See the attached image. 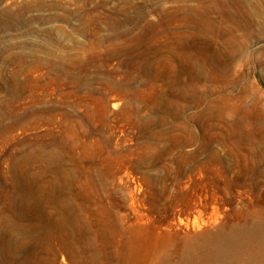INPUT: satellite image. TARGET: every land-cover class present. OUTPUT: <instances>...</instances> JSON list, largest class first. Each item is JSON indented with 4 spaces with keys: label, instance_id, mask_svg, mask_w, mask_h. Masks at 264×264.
I'll return each mask as SVG.
<instances>
[{
    "label": "rangeland",
    "instance_id": "obj_1",
    "mask_svg": "<svg viewBox=\"0 0 264 264\" xmlns=\"http://www.w3.org/2000/svg\"><path fill=\"white\" fill-rule=\"evenodd\" d=\"M238 4L248 39L211 0H0V264L264 253V0Z\"/></svg>",
    "mask_w": 264,
    "mask_h": 264
},
{
    "label": "bare ground",
    "instance_id": "obj_2",
    "mask_svg": "<svg viewBox=\"0 0 264 264\" xmlns=\"http://www.w3.org/2000/svg\"><path fill=\"white\" fill-rule=\"evenodd\" d=\"M238 1L226 0L220 3L217 0H211V3L218 5L217 24H225L230 32H241L248 39L252 35L253 25L248 22L244 24L246 20L244 14L240 12ZM232 8H236L237 12H232ZM203 17L207 22H215L209 12H204ZM113 107L115 106L113 105ZM254 235L255 231L239 234L232 233L228 236H215L208 243L207 248L203 250L202 259L199 264H223L228 259H233L237 264H264V253L259 250L255 251L252 245V237Z\"/></svg>",
    "mask_w": 264,
    "mask_h": 264
}]
</instances>
